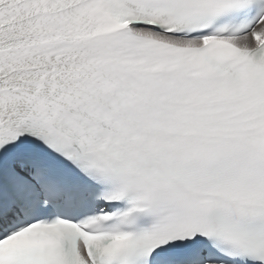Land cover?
I'll return each mask as SVG.
<instances>
[{"label":"snow or ice","instance_id":"6c2138e0","mask_svg":"<svg viewBox=\"0 0 264 264\" xmlns=\"http://www.w3.org/2000/svg\"><path fill=\"white\" fill-rule=\"evenodd\" d=\"M0 264H264V0H0Z\"/></svg>","mask_w":264,"mask_h":264}]
</instances>
